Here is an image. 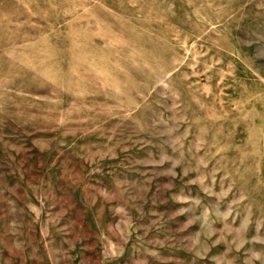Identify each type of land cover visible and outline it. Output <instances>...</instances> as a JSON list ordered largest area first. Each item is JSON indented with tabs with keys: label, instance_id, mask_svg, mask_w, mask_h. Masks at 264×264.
<instances>
[{
	"label": "rangeland",
	"instance_id": "rangeland-1",
	"mask_svg": "<svg viewBox=\"0 0 264 264\" xmlns=\"http://www.w3.org/2000/svg\"><path fill=\"white\" fill-rule=\"evenodd\" d=\"M0 264H264V0H0Z\"/></svg>",
	"mask_w": 264,
	"mask_h": 264
}]
</instances>
